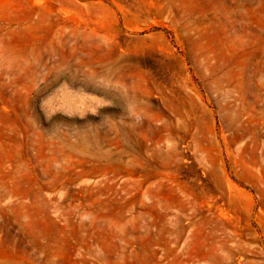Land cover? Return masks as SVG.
I'll return each instance as SVG.
<instances>
[{"label":"rangeland","instance_id":"rangeland-1","mask_svg":"<svg viewBox=\"0 0 264 264\" xmlns=\"http://www.w3.org/2000/svg\"><path fill=\"white\" fill-rule=\"evenodd\" d=\"M0 264H264V0H0Z\"/></svg>","mask_w":264,"mask_h":264}]
</instances>
